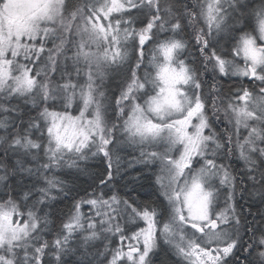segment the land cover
Wrapping results in <instances>:
<instances>
[{
    "label": "snow or ice",
    "instance_id": "obj_1",
    "mask_svg": "<svg viewBox=\"0 0 264 264\" xmlns=\"http://www.w3.org/2000/svg\"><path fill=\"white\" fill-rule=\"evenodd\" d=\"M254 200L264 0H0V264H264Z\"/></svg>",
    "mask_w": 264,
    "mask_h": 264
},
{
    "label": "trees",
    "instance_id": "obj_2",
    "mask_svg": "<svg viewBox=\"0 0 264 264\" xmlns=\"http://www.w3.org/2000/svg\"><path fill=\"white\" fill-rule=\"evenodd\" d=\"M80 1L81 0H76V2H80ZM137 15H139V14H137ZM126 74H127V69L123 70L119 75H114V74L110 73L109 76L105 78L103 90L106 91L109 96H111L113 93L118 95L119 94L118 87L121 84V81L123 80V78L125 77ZM58 78H59V73H57V79ZM232 82L233 81L225 80L224 84L229 85ZM14 103H15V101H14ZM32 114L35 115V113H32ZM147 171H148L147 169H142L140 166H137L135 171H129L128 175L123 178V179L127 178L126 180H123L120 177H117V180L119 181L118 187L124 186L127 183L128 178L136 176L137 173L147 172ZM81 182L86 183L87 178H82ZM136 184H137V193H135V195H137L141 201H151V200L155 199V190L149 186V184L146 180H144V179L138 180L136 182ZM139 185H143V187H139ZM128 187H132V185H128ZM126 190L127 189H124V191H126ZM124 191H121V195L124 194ZM149 193H151L152 195H149ZM70 203H71L70 200H66L63 203L58 204L57 207L60 209H63L66 212L67 211L66 206L69 205ZM242 204H244L245 210H247L248 204L245 201H243ZM258 209H261L260 203L258 201L254 200L253 201V207H252L251 211L253 213H255ZM258 219L259 218L257 217V220ZM249 220H251V217H249ZM44 238L51 240V239H53V236L50 235V236H46ZM117 242H118V238H117ZM113 246H115V245H113ZM99 247L102 249L103 246L99 245ZM93 251H95V249H93ZM45 259H46L47 264H54V262L51 261L50 257H46ZM72 259H74V258L69 259L68 264H72ZM177 261H178L177 257L173 256L172 264H176Z\"/></svg>",
    "mask_w": 264,
    "mask_h": 264
},
{
    "label": "flooded vegetation",
    "instance_id": "obj_3",
    "mask_svg": "<svg viewBox=\"0 0 264 264\" xmlns=\"http://www.w3.org/2000/svg\"><path fill=\"white\" fill-rule=\"evenodd\" d=\"M258 2H259V0H258ZM209 82H211V81H209ZM223 83H224V81H223ZM233 83V82H232ZM231 83V84H232ZM235 83H236V85H237V87H239L240 85H243V86H245V87H249V88H252L253 87V85L252 84H250V82H249V80L247 79V80H235ZM226 85V84H225ZM239 85V86H238ZM257 86H259L258 84H257ZM206 91H207V89H205ZM230 126L227 124V122L224 120V117H223V114L221 113L220 114V121L217 123V124H214V128H215V130L219 133V132H222L225 128H229ZM238 167H242V165H238ZM127 179V178H126ZM126 179H123V180H126ZM243 201H241V203H242ZM260 208H261V210H264V206H262V205H260ZM251 219H252V217H251ZM177 259L179 260V258L177 257Z\"/></svg>",
    "mask_w": 264,
    "mask_h": 264
},
{
    "label": "rangeland",
    "instance_id": "obj_4",
    "mask_svg": "<svg viewBox=\"0 0 264 264\" xmlns=\"http://www.w3.org/2000/svg\"><path fill=\"white\" fill-rule=\"evenodd\" d=\"M80 2H81V1H80ZM237 80H247V79H246V78H239V79H237ZM87 210H88L87 208L84 209L85 212H87ZM141 226H143V225H141Z\"/></svg>",
    "mask_w": 264,
    "mask_h": 264
}]
</instances>
